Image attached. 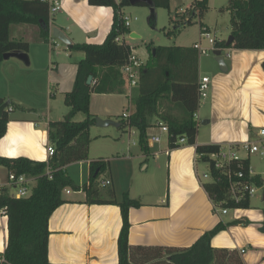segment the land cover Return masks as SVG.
Listing matches in <instances>:
<instances>
[{"label": "crops", "instance_id": "obj_1", "mask_svg": "<svg viewBox=\"0 0 264 264\" xmlns=\"http://www.w3.org/2000/svg\"><path fill=\"white\" fill-rule=\"evenodd\" d=\"M120 15L122 16L121 10ZM52 22L46 42L38 39L39 29L36 25L27 23L23 25L27 32H32L33 40L38 45H47L48 65L43 67L46 72L45 86L48 93L46 114L42 121H40V116L38 118L26 116L28 113L25 111L29 108L21 107L19 100L17 106L21 111L15 114L16 108H14L13 102L7 99L12 105H10L11 110L8 109L9 120L6 132L0 139V156H24L34 160H46V145L49 143L48 122L61 120L57 118H60L61 115L64 117L68 112L69 108L63 102L64 94L73 87L77 62L83 58L84 53L82 52V55L76 56L69 63L63 62L62 66L59 62L53 64L52 57L54 53L58 55L63 53L65 57L71 58V51L74 50H70L68 45L72 43L100 44L111 29L113 9L110 6L90 5L87 0H63L62 9L55 14ZM203 25L208 29L205 24ZM53 28L61 30L70 40V44H65L54 38L52 36ZM26 42L28 43L26 52L28 55L30 52L29 42ZM59 43L63 47H60ZM59 47L61 50H58ZM227 51L229 55H227ZM221 54L225 70L220 68L214 53V60H211L207 70L199 64L200 56H198V81L207 76L209 88L207 96L198 100V108L195 112L197 118H194L197 122L194 144L185 142L178 147L169 148L168 135L159 128V124H162L160 119L151 118V126L148 129L159 131V134L154 133V135H158L160 141L161 134L167 135L168 147L166 149L156 147L155 143L160 141L153 142L151 137H147L148 154L141 151V155L147 157L150 154L165 153L164 164L168 170L167 186L161 196L148 201L141 199L145 196L143 194H139L138 197L131 195L130 188L122 191L123 193L127 192L131 198L140 202V206L131 207L129 210L128 241L131 245L187 247L205 231L221 222L224 228L212 237L211 245L213 247L236 249L244 264H264V230L261 227L264 225V207L257 214H251L252 211L248 208L245 209L249 211V214L240 212L245 210L244 208L235 209L231 220L224 219V216L229 215V211L221 213L220 208L214 209L213 203L203 187V184L211 179L209 163L201 161L195 149V146L199 144H215L220 149H225L230 145L262 139L259 130L264 127V49L225 47ZM28 61V64H24L23 61L15 57L0 61V73L3 74L2 78L5 83L10 84L13 67L21 71L23 65L31 64V58H28ZM16 74L19 73H15L14 76ZM137 94L138 84L129 86L127 82L121 87L120 92L92 93L89 105L90 113L95 117L101 114L102 119H110L113 109L107 105L108 102L106 105L104 104L101 111H98L92 102L93 97L102 96L109 99L113 96L125 95L128 99L127 108L126 111L122 109L121 116L123 117V113L130 115ZM57 95L58 99L61 98L65 108H61L62 112L58 113L57 117H53L55 110L52 109L51 103ZM6 96H11V93L5 92L0 95L3 99ZM168 106L170 107L168 99H163L161 107L164 109ZM81 114L83 113H77L73 119ZM130 128L127 129L130 130ZM131 144L135 145L133 142ZM248 161L251 166L249 155ZM90 162L88 159L73 162L88 163L87 179L78 181L77 184L80 186L89 183ZM200 162L207 165L208 181H202L198 175ZM73 163L67 164L64 167L65 171ZM141 168L147 169L148 165L144 163ZM252 169L255 175L261 177L262 187H264V166L261 170H256L253 167ZM104 180H109V183L103 184V186L113 183L112 177L96 178L100 185ZM112 188L115 200L120 201L122 197H119L114 187ZM62 198L66 201L52 212L48 221L50 232L48 259L53 263L116 264L118 259L117 237L122 223L117 203H89L86 201V193L82 188L78 190L65 188ZM262 200H264V195ZM232 221L236 222L233 226L229 225ZM6 239L7 218L0 215V255L4 250ZM246 247L250 251H247Z\"/></svg>", "mask_w": 264, "mask_h": 264}, {"label": "trees", "instance_id": "obj_2", "mask_svg": "<svg viewBox=\"0 0 264 264\" xmlns=\"http://www.w3.org/2000/svg\"><path fill=\"white\" fill-rule=\"evenodd\" d=\"M90 5L110 6L113 22L104 41L100 44L72 43L70 50H80L83 58L77 62L73 87L64 94L63 102L69 108L61 120L48 122L49 143L54 153L46 160H34L24 156H0V166L16 175L33 177L31 194L15 198L7 194L0 196V207L5 209L7 218V239L0 256V264H74L53 263L48 259V221L52 212L66 200L62 192L66 187L82 188L89 203H117L121 213V227L117 237L116 264H244L236 249L216 248L211 245L212 237L224 228L218 222L212 229L201 234L190 246L131 245L128 241L130 228L129 210L140 206V202L123 193L120 201L114 198L113 188L101 191L96 178L104 168L102 160L90 162L89 183L78 185L66 173L67 164L87 159L91 141L90 128L95 116L90 113L89 102L92 93L120 92L125 84L121 67L127 62L131 48L117 41L127 29L120 9L130 5L129 0H87ZM154 7H168L169 0H152ZM190 15L203 18L208 10L205 0H194L187 8ZM221 10L230 13V34L232 42L215 40V48L264 49V0H228ZM191 16V17H192ZM189 17L185 23H191ZM153 20L154 17L151 16ZM34 24L39 29L40 41L49 36L47 6L39 0H0V61L5 52L28 51V43L10 38L11 24ZM204 26L200 23V27ZM152 60L139 68L138 94L134 107L127 119L117 122L120 129L130 127L138 131L141 150L148 154L147 130L151 118L157 117L168 128L169 148L178 147V139L184 137L194 144L197 122L194 113L198 108V52L193 46H156ZM91 75V83L87 77ZM168 99L170 107L162 108L161 101ZM6 102L0 97V105ZM11 102L0 117V139L6 132ZM9 109V110H8ZM83 113L81 121H73L77 113ZM201 161H209L211 179L203 184L205 191L216 207L241 209L249 208L250 198L234 201L229 197V183L224 169H217L208 154L216 153L215 144L196 145ZM244 168L249 165L243 160ZM47 167H50L48 172ZM237 169V164L232 165ZM97 171V172H96ZM250 184L262 186L259 175L247 179Z\"/></svg>", "mask_w": 264, "mask_h": 264}, {"label": "rangeland", "instance_id": "obj_3", "mask_svg": "<svg viewBox=\"0 0 264 264\" xmlns=\"http://www.w3.org/2000/svg\"><path fill=\"white\" fill-rule=\"evenodd\" d=\"M193 1L194 0H169L168 7H154L153 20L150 16V7L146 4H130L122 7L120 9L121 14L124 18L128 19L129 24L124 33L120 36V42L128 44L131 48V52L136 54L138 59L144 65H147L152 60L153 48L156 46H190L194 42H198L200 39V23H203L208 27L211 36L215 39H227L230 35V13L221 10V8L226 6L228 0H205L208 10L203 18L194 15L191 17V23L187 24L185 21L190 17V13L188 10L185 11V9ZM54 16L52 17L50 25L53 23ZM23 25L24 24H11L10 38L12 40H26L29 42L30 52L28 53V58H31V64L28 66L23 65L24 67L21 71L16 67H13L10 84L7 82L5 83V80H3L4 78H2L3 74L0 73V95L5 92L11 93V96H6L4 100L7 101V99H10L13 102V106L16 108L14 112L15 114H18L19 111H21L17 106L19 100L21 101V107L24 106L25 108H29L25 111L28 113L26 116L36 118L40 116V121H42L47 111L48 93L47 87L45 86L46 72L43 68L48 65L47 45H38L33 40L32 32H27ZM132 34H134V36ZM201 43L203 46L210 47L205 39H201ZM59 44L60 47H63L61 43ZM60 47L58 50H61ZM223 49L225 48H222L221 51ZM71 53V58L65 57L63 53H61V55L54 53V56L52 57L53 64L59 62L62 66L63 62L69 63L73 61L76 56L78 57L83 54L82 51L79 50L71 51ZM227 55H229L228 51ZM199 56V64L207 70L211 64V60H214L213 53L208 51L207 54ZM15 73L19 74L14 76ZM134 90L136 91L137 89ZM58 98L57 95L56 99L51 103L52 109L55 110L53 117L62 112L60 111L61 108H65L61 102V98ZM127 100L128 99L125 95L113 96L109 99H107V97L95 96L93 97L92 102L98 111H101L104 104L106 105L108 102L107 105L113 109L110 119L114 122H118L125 119L121 116V112L122 109L126 111ZM78 116L79 117L74 118L73 121L84 118L83 114ZM96 116L100 118L102 117L101 114ZM59 117L60 118L57 119L63 118L62 115ZM154 133L159 134V131L156 129H148L146 132L147 137L149 138L154 135ZM90 136L92 139L88 147V162L99 159L105 161L104 168L100 172L98 179L112 177L113 183L112 185L110 184L109 187H114L119 197H122L123 192L129 188L131 189V195L134 197H138L139 194L145 195L141 198L144 201L156 199L162 195L167 186L166 181L168 177V170L164 164L166 155L165 153H159L154 155L150 154L147 157L142 156V150L138 140V131L136 128L131 127L130 130H123L113 124L107 126L93 125L90 128ZM160 136L161 141L155 143V146L166 149L168 147L166 143L167 135L161 134ZM132 142H134L135 145H132ZM240 154L244 155V152L241 151ZM249 157L251 166L256 170H261L264 166V159L260 157L258 153H252ZM144 163L148 165L147 169L141 168ZM87 165L88 163H73L67 167L66 173L76 183L78 181H86ZM203 173H208L207 165L204 162H200L198 175L202 181H208V176L204 178ZM6 175V169L0 167V180H4ZM107 187L108 186H103L102 184L99 186V189L103 191ZM66 188L72 190L71 187ZM255 190V194L249 201L250 206L248 210L252 211L251 214H257L264 207V200H262L264 187L255 186ZM234 210L235 209L228 208L227 211H229V215L224 216V219L231 220ZM240 212L249 214V211L246 209ZM235 224L236 222L232 221L229 225L233 226ZM246 250L250 251L248 247H246Z\"/></svg>", "mask_w": 264, "mask_h": 264}, {"label": "built area", "instance_id": "obj_4", "mask_svg": "<svg viewBox=\"0 0 264 264\" xmlns=\"http://www.w3.org/2000/svg\"><path fill=\"white\" fill-rule=\"evenodd\" d=\"M47 6L48 18H49V28L52 17L58 13L63 6V0H39ZM123 18L125 26H128V19ZM199 41L193 44V47L197 50L198 54H206L208 51H213L215 49V38L211 36L210 31L205 27H200L199 30ZM201 39L207 40L210 47L203 46ZM117 41H120V37L116 38ZM142 65V62L134 53H130L127 59V62L121 67V72L124 79L126 80L129 86H135L138 84L139 79V68ZM209 88V78L207 76L202 77L198 81V100L205 98L207 96ZM11 109V108H9ZM194 118H197L196 113H194ZM123 117L128 118L129 114L123 113ZM159 128L162 132L168 135V128L164 124H159ZM259 135L262 139L257 141H246L238 145H230L225 149H220L216 153L208 154L209 158L212 159L213 165L215 168L224 169V173L228 179L229 188L228 193L229 197L234 201H239L242 198L252 197L256 190L255 185L250 184L247 179L254 176V171L250 165L244 168L243 160L248 159V155L252 153H258L260 157L264 158V127L259 130ZM153 142H159L160 137L158 135L151 136ZM186 142L184 137L179 138L177 143L178 145ZM134 144V142H133ZM54 146L51 143L46 145V155L48 159L54 153ZM245 152V155H241L240 152ZM209 163V161H208ZM236 163L237 169H232V165ZM48 172H50V167H47ZM209 174H203V177H207ZM35 179L24 174L16 175L13 172H8L4 180H0V196L7 194L10 197L21 198L27 197L31 194L33 181ZM109 180H104L102 184H108ZM214 209L220 208L221 213H226L228 208L216 207ZM0 215L6 216L5 209L0 207ZM243 252V250H241Z\"/></svg>", "mask_w": 264, "mask_h": 264}, {"label": "water", "instance_id": "obj_5", "mask_svg": "<svg viewBox=\"0 0 264 264\" xmlns=\"http://www.w3.org/2000/svg\"><path fill=\"white\" fill-rule=\"evenodd\" d=\"M129 3L131 5H135V4H146L150 7V11H151V15L154 17V4L152 0H129ZM52 36L58 40H60L61 42L65 43V44H70V40L66 37V35H64V33L59 30L58 28H53L52 29ZM134 36V34H133ZM233 40V36L230 34L228 36V38L226 39V45L228 46ZM215 58L217 60V62L219 63V66L222 70H225V64H224V60H223V56L221 54V50L220 49H215L213 51ZM10 57H15L18 58L19 60L23 61L25 64H28V55L26 52L23 51H19V50H14V51H9V52H5L3 54V59H8ZM92 80V76L89 75L87 77L86 83L89 84L91 83ZM8 105V101L4 102L2 105H0V117L2 115L3 110L5 109V107ZM113 124L115 126H117V122L112 121L111 119H102L100 117H95V125L96 126H107ZM262 229L264 230V225L262 226Z\"/></svg>", "mask_w": 264, "mask_h": 264}]
</instances>
